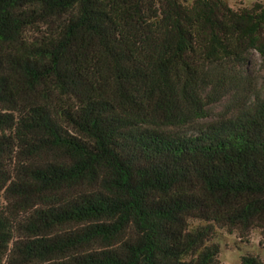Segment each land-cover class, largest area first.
Instances as JSON below:
<instances>
[{
    "label": "trees",
    "instance_id": "trees-1",
    "mask_svg": "<svg viewBox=\"0 0 264 264\" xmlns=\"http://www.w3.org/2000/svg\"><path fill=\"white\" fill-rule=\"evenodd\" d=\"M253 53L264 72L262 2L0 0V264H220L218 230L264 241Z\"/></svg>",
    "mask_w": 264,
    "mask_h": 264
},
{
    "label": "rangeland",
    "instance_id": "rangeland-1",
    "mask_svg": "<svg viewBox=\"0 0 264 264\" xmlns=\"http://www.w3.org/2000/svg\"><path fill=\"white\" fill-rule=\"evenodd\" d=\"M227 2L232 9L237 10L249 8L257 2L264 3V0H227ZM261 65L260 56L253 53L250 64L246 67L252 87L257 89H260L263 83L264 72ZM226 101L227 99L211 106V112L214 115L221 113L225 109ZM214 242L220 246V264H239L241 259L247 255L257 256L264 262V241L259 231H253L248 238H242L237 233L229 234L227 231L218 230Z\"/></svg>",
    "mask_w": 264,
    "mask_h": 264
}]
</instances>
